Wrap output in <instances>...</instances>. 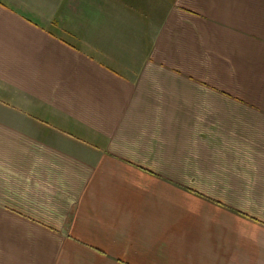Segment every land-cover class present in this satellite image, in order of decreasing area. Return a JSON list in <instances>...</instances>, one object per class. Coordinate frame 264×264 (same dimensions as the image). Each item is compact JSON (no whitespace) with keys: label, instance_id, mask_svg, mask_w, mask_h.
<instances>
[{"label":"crops","instance_id":"0c3cea01","mask_svg":"<svg viewBox=\"0 0 264 264\" xmlns=\"http://www.w3.org/2000/svg\"><path fill=\"white\" fill-rule=\"evenodd\" d=\"M0 264H264V0H0Z\"/></svg>","mask_w":264,"mask_h":264}]
</instances>
